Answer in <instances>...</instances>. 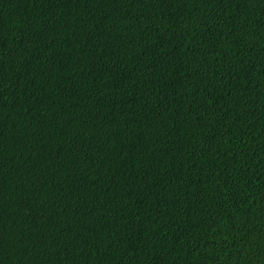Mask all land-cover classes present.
Returning a JSON list of instances; mask_svg holds the SVG:
<instances>
[{
    "label": "trees",
    "instance_id": "obj_1",
    "mask_svg": "<svg viewBox=\"0 0 264 264\" xmlns=\"http://www.w3.org/2000/svg\"><path fill=\"white\" fill-rule=\"evenodd\" d=\"M0 264H264V0H0Z\"/></svg>",
    "mask_w": 264,
    "mask_h": 264
}]
</instances>
